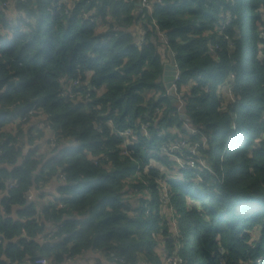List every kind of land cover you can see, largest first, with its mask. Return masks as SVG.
<instances>
[{"label":"clouds","instance_id":"9594fccd","mask_svg":"<svg viewBox=\"0 0 264 264\" xmlns=\"http://www.w3.org/2000/svg\"><path fill=\"white\" fill-rule=\"evenodd\" d=\"M0 264H264V0H0Z\"/></svg>","mask_w":264,"mask_h":264}]
</instances>
